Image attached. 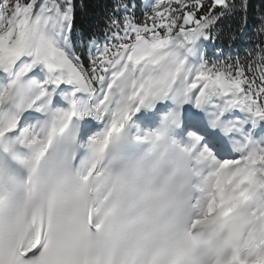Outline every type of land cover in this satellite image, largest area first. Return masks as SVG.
Masks as SVG:
<instances>
[{"label":"snow or ice","instance_id":"snow-or-ice-1","mask_svg":"<svg viewBox=\"0 0 264 264\" xmlns=\"http://www.w3.org/2000/svg\"><path fill=\"white\" fill-rule=\"evenodd\" d=\"M88 6L0 0V264H264V0Z\"/></svg>","mask_w":264,"mask_h":264},{"label":"trees","instance_id":"trees-1","mask_svg":"<svg viewBox=\"0 0 264 264\" xmlns=\"http://www.w3.org/2000/svg\"><path fill=\"white\" fill-rule=\"evenodd\" d=\"M88 8H86L83 14L79 18V23L87 26V20L91 16V14L96 10V4L98 0H87ZM254 7L257 9L261 5V0H252ZM259 32H258V25L254 18V14L250 15L248 20V28L245 38L240 42V47L243 48L248 45H252L259 40Z\"/></svg>","mask_w":264,"mask_h":264}]
</instances>
